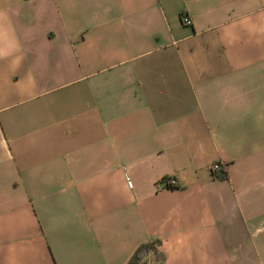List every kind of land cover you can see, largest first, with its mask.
<instances>
[{
  "label": "crops",
  "instance_id": "obj_1",
  "mask_svg": "<svg viewBox=\"0 0 264 264\" xmlns=\"http://www.w3.org/2000/svg\"><path fill=\"white\" fill-rule=\"evenodd\" d=\"M151 239L264 264V0H0V264Z\"/></svg>",
  "mask_w": 264,
  "mask_h": 264
},
{
  "label": "trees",
  "instance_id": "obj_2",
  "mask_svg": "<svg viewBox=\"0 0 264 264\" xmlns=\"http://www.w3.org/2000/svg\"><path fill=\"white\" fill-rule=\"evenodd\" d=\"M217 176H224V171H218ZM160 241L158 239H151L145 243L138 245L126 264H144L145 261H151L152 264H162L163 254L159 250Z\"/></svg>",
  "mask_w": 264,
  "mask_h": 264
},
{
  "label": "built area",
  "instance_id": "obj_3",
  "mask_svg": "<svg viewBox=\"0 0 264 264\" xmlns=\"http://www.w3.org/2000/svg\"><path fill=\"white\" fill-rule=\"evenodd\" d=\"M180 20L182 24L184 25H190L191 21L188 15H180ZM221 169V163L219 162H213L209 165V171L211 173H215L216 171ZM156 187L161 188H173L176 186L175 179L173 177H162L155 183Z\"/></svg>",
  "mask_w": 264,
  "mask_h": 264
},
{
  "label": "rangeland",
  "instance_id": "obj_4",
  "mask_svg": "<svg viewBox=\"0 0 264 264\" xmlns=\"http://www.w3.org/2000/svg\"><path fill=\"white\" fill-rule=\"evenodd\" d=\"M144 264H152V263H151V261H148V262H146V261H145V263H144Z\"/></svg>",
  "mask_w": 264,
  "mask_h": 264
}]
</instances>
